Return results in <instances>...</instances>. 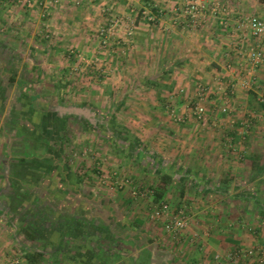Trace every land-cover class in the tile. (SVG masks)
Listing matches in <instances>:
<instances>
[{
	"label": "crops",
	"instance_id": "obj_1",
	"mask_svg": "<svg viewBox=\"0 0 264 264\" xmlns=\"http://www.w3.org/2000/svg\"><path fill=\"white\" fill-rule=\"evenodd\" d=\"M83 1L94 4L99 0ZM131 1L134 0H100L103 12L86 14L84 19H91L92 22L80 29L75 28L76 32L69 34L72 39L66 49L70 55L64 57L66 63L62 64V59L57 56L61 45L53 47V57L48 59L49 52L41 40V27L36 30L29 27L34 12L29 8L23 12L6 11L5 8L11 4L8 0H0V100L8 93L9 99L25 98L28 103L25 109H21L19 102L13 103V116L7 118L6 123L0 120V264L15 254L22 258L23 264H29L25 254H31V258L39 260V264H247L243 259L230 262L226 257L214 261L212 256L215 253L225 256L237 247L249 244L264 248V218H255L250 213L252 207L244 201H238L235 206L236 200L224 197L223 204H220L222 197L213 192L196 197L202 204L207 203L206 198L214 199L205 207L212 208L213 223L220 224L219 227L210 233L208 224H199L193 230L190 221L191 228L189 226L178 237L166 233L159 223L147 217L149 203L155 200V194L135 196L133 189L140 183L133 184V176L113 168L122 163V167L132 165L134 171H139L132 172V175L138 174L141 182L151 179L157 187L159 178L155 172L139 169L116 150L111 161H105L107 166L101 160L94 163L87 161L85 166L82 162L76 164L66 150H71L70 145L67 147L61 137L64 124L60 122L82 113L83 108L66 105L36 108L34 105L35 99L54 96L61 88H58L60 80L65 83L62 66L70 67L67 70L71 74L77 68L88 70L93 65L101 67L107 64L118 68L128 64L140 68L145 60L142 52L145 49H141L140 44H146L152 65L158 62H162V66L171 64L172 70L167 73L169 76L164 82L177 91L172 90L176 97L168 114L184 116V121L177 123L154 119V129L163 133L167 144L176 145L172 156L167 151L165 154L155 152L175 163L177 161L173 158L177 157L178 164L185 160V166L191 167L198 177L211 179L212 182L219 181L227 173L232 178L230 194L252 190L253 184L258 182L256 192L264 198V171L256 180L246 182L250 173L248 160H257L264 168V135L258 141L255 138L257 133L264 132V104L259 102L263 94L258 88V85H264V58L249 72L256 77L252 76L251 80L255 83L248 88L239 86L237 77L225 66L232 63L237 70L241 66L240 71L245 72L239 71L236 75L249 71L242 54L247 40L250 38L253 41V38L245 26L239 28L237 24L245 13L264 17V0H221L227 7L223 8L226 11L224 15L233 27L229 32L223 31L213 12L210 13L211 0H204L206 12L200 18L202 20L196 31L186 28L187 23L179 13L180 7L189 0H146L150 12L156 14L154 24L144 23L143 16L134 11V2ZM49 15L52 19L56 18V13L50 12ZM56 19L61 24L65 16L58 13ZM100 25L106 26L109 31V48L106 50L109 57L106 58L100 56L94 38L84 37L94 36ZM35 33H40L41 39L34 38ZM191 35L196 38L192 40ZM193 43V48L181 59L174 61L168 58L177 48L184 50ZM120 44L129 55L136 53L135 57H126L121 49L124 56L116 53ZM261 47L264 54V42ZM157 51H164L168 60L160 58ZM76 52L87 53L75 61ZM45 55H48L46 59ZM46 65L56 68L59 76L51 80L53 87L48 90L50 95L44 97L42 92L33 89L44 82ZM88 77L91 78V75L84 78L86 86L95 83ZM142 77L145 75L142 74ZM141 80L139 77L135 88L152 91V87L143 85ZM226 83L230 87L224 94L221 89ZM197 84L213 87L203 100L206 118L201 121L196 120L187 107L191 98H195L193 94ZM224 105L228 107L227 112L221 111ZM46 113L51 115V119L46 123L39 121L38 116L43 118ZM88 113V116L93 115ZM246 119L250 120V125L244 128ZM190 162L196 165L190 166ZM92 169H97L99 175H94ZM100 170L109 177L107 183L100 181L99 176L103 174ZM128 177H132L130 183L121 189L111 187L115 181ZM237 178L240 179V186L234 188ZM242 182L245 184L241 185ZM193 194L187 192L181 197L178 188L172 187L165 189L160 197L179 207L185 200L178 202V199H191ZM189 204L191 202H188V207ZM238 208H243L242 211L250 215L238 222L245 220L246 225L251 226L246 230L237 227L240 229H237L238 233L230 235V231L223 227L225 220L218 219ZM193 232L198 234L195 239ZM186 243H190L191 250Z\"/></svg>",
	"mask_w": 264,
	"mask_h": 264
},
{
	"label": "rangeland",
	"instance_id": "obj_2",
	"mask_svg": "<svg viewBox=\"0 0 264 264\" xmlns=\"http://www.w3.org/2000/svg\"><path fill=\"white\" fill-rule=\"evenodd\" d=\"M146 0H134L131 2H134L133 7H134V11H139L141 13V15L143 16V20L145 21L144 23H155L156 20V14L155 13H151L150 12V5H146ZM190 1V0H189ZM200 1H204V0H200ZM43 2V1H42ZM205 2V1H204ZM8 3L11 4L10 6H7L5 9L6 11H18V12H23V11H27L28 8L31 10V12H34L33 14V19L30 20V22H32L31 24H29V27L35 28V30L41 27V34H42V38L40 36V33H35L34 38H39L41 40H43L44 45L47 47V52H49V57L48 55H45V59L48 57V59H50L51 57H53V47H57L60 46V53L59 55H57L59 57V59H62V64H65L66 61L64 59V57H66L69 51H67L66 48H68L69 43L71 42L70 39H72V32H76L75 28H81L82 25L84 24H90V22H92L91 19H87L85 20V16L86 14H90V13H94L99 12L102 13V4H100V0L97 1L96 3L90 4V1H88V3H85V1L83 0H69L66 2L65 1H59L57 4H49L46 2H43L41 4L39 3H33V4H20L14 0H8ZM16 4V5H15ZM45 4V5H44ZM186 4V2L184 3ZM183 4V5H184ZM182 5V6H183ZM206 5V2H205ZM143 6H146L143 7ZM211 8H210V13L213 12V14L215 15V20H219L218 16H223L225 17V13L226 12L223 8L227 7L225 6V4L221 3V0H211ZM214 6H217L214 7ZM27 9V10H26ZM144 11V12H143ZM44 12H48V14H44ZM50 12L52 13H56V18H57V14L61 13L65 16V19H63L61 21H58V19H52L50 17ZM150 12L151 14H153L155 16L154 20L149 21L146 18V13ZM212 14V13H211ZM250 15H254V14H250V13H245L243 15V17L245 16H250ZM99 16V15H98ZM145 16V17H144ZM181 16V15H180ZM50 17V18H49ZM185 22L187 23L186 28H188L189 30H194L196 31L197 26L200 25L199 22H201L202 19L191 21L188 18H185L184 16H181ZM229 20V19H228ZM242 20V19H240ZM56 21V23H55ZM58 21V22H57ZM116 20H114L115 22ZM113 21H110V23H112ZM93 25V24H92ZM148 25V24H147ZM159 25V24H158ZM220 26V25H219ZM55 27H60L62 28L61 31H59V29H56ZM100 28H104L106 29V34L108 35L109 31L107 30V27L104 25H100L97 27V31L95 33L94 36H84L87 38H94L97 42L96 45V49L101 52L100 56H104V58L109 57L106 53V50L109 48V41L108 38L106 36V44L104 46H102V44L100 43V38H99V30ZM221 28V26H220ZM222 29V28H221ZM223 31H225L224 29H222ZM35 32V31H34ZM37 32V31H36ZM73 33V34H74ZM225 34V33H224ZM192 40H194L196 38L195 35H191ZM195 36V37H194ZM28 39H30V37H27ZM82 39V38H81ZM120 39V38H119ZM192 40H190L192 42ZM188 41V42H190ZM114 42H116V40H114ZM253 42H255V39L253 38V41H249L247 40V43L245 46H249L250 44H253ZM264 42V40H263ZM262 42V43H263ZM121 43V42H119ZM159 44V43H157ZM188 44V43H187ZM121 44L119 45V49L116 53H118L119 55H127L126 57H135L134 54L136 53H128L127 49H121ZM141 49L144 48L145 50L142 51L143 52V57H145L144 61H143V66L142 67H131L127 64V66H122V67H114L111 68L109 65L105 64V66H96L93 65L90 69L86 70L85 68H80V69H76L73 70L75 73H70L67 69H69L70 67H64L62 66L61 69L65 70L64 72H62V78L64 79V82H62V80H60V83L58 84V88L61 87L59 90L57 91H61V92H57L54 93V96L48 97L47 99L45 98H39V99H35L34 101V105L36 106V108H40V107H44V108H48V107H52V106H56V105H66V106H76L77 108H83V112L80 114H76L75 116H70V119L68 120H61V124L63 125V129L61 128V137L64 140V142L66 141V146L68 147V145H70L71 150L69 151L67 148V152L68 154H70V156L73 157V160L76 161V164L78 163H83V165L85 166V162H96L98 160L101 161H111V159L113 158V155L116 153V151L112 148L110 142H108L107 140H101V138L98 135L97 129H100V131L105 130L106 125H113V128L115 131L118 130H122L126 133L131 134L132 136H136L137 138H139L140 141H142L143 143H145L147 146H149L151 149L156 150L157 152H161V154H165V152H169V154L174 155L175 152V148L176 145H174L172 143H166V139L163 136L162 132H159L157 130L154 129L153 126V121L155 118H158L159 120H165V122H168V120H171V123H177V121H175L172 117V114H168V109L170 107H172L173 102H175L174 98L176 97V93L173 92L177 91L176 89H171L170 87H168V85L164 82V80H166L168 78V74L165 75L167 76L165 79H161V84L158 85L157 87H152V91H150L149 89H137L135 88L136 85V81L139 80L142 77V74L145 75L144 78H146L147 76H156V77H160L162 78L163 73H164V66H162V62H158L157 64H153L152 65V60L149 59L150 57V50L149 48L146 46V44L141 43L140 44ZM194 43L193 44H189L186 48H184V50H177L173 51L174 53L172 54V57H168V58H172V60H179L182 58L183 54H188L189 50H191V48H193ZM73 48V47H72ZM120 49L124 51V54L122 52H120ZM140 49V50H141ZM188 50V51H187ZM59 52V51H58ZM87 53V52H86ZM85 52H76L74 60L77 61V59L79 57H84L83 55L86 54ZM99 55V53H97ZM107 55V56H106ZM157 55L160 56V58H165L166 54L164 51H157ZM169 56V53L167 54ZM242 56L244 57L245 64L248 65L247 61H249L246 56L244 54H242ZM124 58V57H123ZM142 58V57H141ZM92 59L96 60L95 57H92ZM163 60V59H161ZM166 60L167 57H166ZM97 61V60H96ZM50 63V62H49ZM227 64V63H226ZM232 64V63H231ZM226 69L228 71H230L234 77H248V78H252V76L256 75L251 72H247L245 74H241L245 71L241 70V66L239 67V70H237L236 67H234L235 69H233V65L231 66L232 69L228 68L227 65ZM233 70V71H232ZM56 68L47 66L44 67V82H42L41 84L37 85L35 89L33 90H38L40 93L42 92L44 97H47L48 94L50 95V93L48 92V90H51L53 87V83L51 82V80H53V78H57L56 76H59V73L56 72ZM88 71V74H86ZM241 72L239 73V75H236L237 72ZM4 75H6V73H4ZM88 75H91V78L88 77V79L93 80L92 84H88L87 86L85 85L86 83H84L85 81V77ZM236 75V76H235ZM87 79V80H88ZM254 81V79H253ZM67 82V83H66ZM55 83V82H54ZM255 83V82H254ZM252 83V84H254ZM57 84V82H56ZM55 84V85H56ZM251 84V85H252ZM150 87V86H149ZM201 87H206L207 92L205 93V95L203 96V98L200 100V102L205 106V104L203 103V100L207 97V95L213 91V87L210 84H197L195 87V92L193 94V96H196L198 93V89ZM223 88L221 89L223 92L227 91L228 86L226 83V86H222ZM263 87L264 85H258L259 88V92L261 94H263ZM232 89V87H231ZM11 91V90H10ZM92 91V92H91ZM222 92V93H223ZM10 96L12 95V93L9 94ZM19 100V101H16ZM195 98H191V101L188 103L187 107L190 108L194 105L195 102ZM30 99H28L29 101ZM19 102V106L21 107V109H25L27 108V99L25 98H20L19 97H15V99H13L12 97L9 99L8 98V93L7 95L2 98V100H0V120H3L4 123L7 122V118H11V116H13V111H14V104L13 103H18ZM192 102V103H191ZM85 108V109H84ZM8 111V112H7ZM93 113L92 116H88L89 113ZM164 112L166 113V115L164 114ZM87 115V116H86ZM169 115V116H167ZM25 117H27L25 115ZM39 117V121H43L44 123H46L47 121H49L51 119V115L49 113H46V115L42 118L40 115ZM41 117V119H40ZM170 119H167V118ZM162 122V121H160ZM112 123V124H110ZM105 124V125H104ZM6 128V127H5ZM107 129V126H106ZM104 132V131H103ZM57 133H55L54 135H56ZM102 134V133H101ZM264 135V132H259L255 135L256 141H258L260 138H262ZM69 141V142H68ZM68 142V143H67ZM102 142V143H101ZM250 146V145H249ZM175 150H172V149ZM85 151V152H84ZM230 155V154H229ZM246 154L243 155V157H245ZM174 157V156H173ZM101 158V159H99ZM174 160H176L177 164L179 163L178 158H173ZM188 160V159H187ZM105 162V165L107 166V163ZM183 163L182 166H185L186 162L185 160H182ZM123 164V163H122ZM122 164L117 165L115 168V170L117 169H121V171L123 173L129 174L131 176H133L134 180L133 184L135 183H140L137 184L135 189H143L145 188H155L156 185H154L155 183L150 179L147 181H143L141 182V178L138 177V174L136 175H132V172H139L138 169H136L134 171V166L132 167V165H129L130 167H122ZM190 166H194L196 164L192 165V162L188 163ZM101 165V163H100ZM99 165V166H100ZM97 166V164L95 165ZM186 167V166H185ZM117 168V169H116ZM191 170V167H187ZM127 169V170H125ZM217 170L219 168H216ZM94 175H99L96 171L97 169H92ZM99 170V169H98ZM133 170V171H132ZM212 171V170H211ZM105 173V172H103ZM127 176V175H126ZM151 178V177H150ZM128 179H132V177H128ZM143 180V179H142ZM238 183L240 182V179L237 178ZM96 182V179H95ZM210 182H212V180L210 179ZM237 183V184H238ZM132 184V185H133ZM134 186V185H133ZM189 195V194H187ZM190 196V195H189ZM185 200L184 203L180 206H184L186 207V209H188L189 211V215L190 217H192V229L193 227H195V225H206L208 227V229L210 230V233H212L211 231H214L215 227H219L220 224H214L213 220L215 218H213V215H211V209L212 208H206V204H212V201H214V199H210V198H206L207 203L202 204V202L200 201L199 197H196L193 194V197L191 199H186L185 197L181 200L178 199L179 201ZM191 202L190 207H188V202ZM234 201V200H233ZM232 201V202H233ZM237 200H236V204L237 205ZM175 205V204H174ZM243 208H238L233 211L230 212V214H228L227 212L225 213L226 215L222 216V218L218 219L220 220H225V224L226 226L223 225L224 228H226L227 231H230L229 234L233 235V233H238V231L240 229L246 230L249 228V226L246 225L245 220L238 222L239 219L242 218H249L250 215H248L246 212L242 211ZM206 211L208 212V214H206ZM213 213L215 211H212ZM243 220V219H242ZM218 222V221H217ZM242 223L244 224V226H240L242 225ZM235 224H238L237 226ZM240 224V225H239ZM236 227V228H235ZM239 227V228H237ZM191 228V225H190ZM196 229V228H194ZM193 229V230H194ZM239 229V230H237ZM254 231V229L252 230ZM187 248H190V243H186ZM189 246V247H188ZM239 248V247H237ZM186 250V249H185ZM193 254V253H192ZM241 260V259H239ZM238 260V261H239ZM222 262V261H221ZM213 263V262H211ZM203 264H209L207 262L203 263Z\"/></svg>",
	"mask_w": 264,
	"mask_h": 264
},
{
	"label": "built area",
	"instance_id": "obj_3",
	"mask_svg": "<svg viewBox=\"0 0 264 264\" xmlns=\"http://www.w3.org/2000/svg\"><path fill=\"white\" fill-rule=\"evenodd\" d=\"M22 5L24 4H33V3H43L46 2L49 4H57L59 1L63 0H14ZM43 1V2H42ZM44 4V5H45ZM217 8V6H214ZM206 12V5L204 1L200 0H190L186 2L183 6L180 7V15L188 18L191 21L199 20ZM44 14H48V12H44ZM146 18L151 21L155 19V16L150 12L146 13ZM240 23L237 26L240 28L241 26H245L248 31L250 37L255 39L253 44L246 46L244 49L243 54L249 60L247 63L249 64V71L253 70L256 66L262 63L264 54L262 51L261 44L264 40V17L258 15H250L245 16L242 20L239 21ZM218 24L221 26L222 29L225 31H231L233 28L226 17H219ZM106 29L100 28L99 30V38L100 43L102 46L106 44ZM245 35L243 36V38ZM232 64L228 63L227 67L232 69ZM233 69H235L233 67ZM233 71V70H232ZM239 75V74H238ZM237 83L239 86L243 88H248L253 82L248 77H237ZM233 88V87H232ZM206 87H201L198 89V93L195 96V102L192 107L189 108L190 113L192 116L198 120H204L206 118V108L200 102L203 98L205 93L207 92ZM263 95L259 98V102L264 104V88H263ZM224 94L227 92L224 91ZM222 112H227L228 107L222 106ZM171 115V114H170ZM172 117L177 122H183L184 116L182 114H172ZM250 125V120L246 119L244 122V128ZM85 152V151H84ZM101 171V170H100ZM102 172V171H101ZM103 173V172H102ZM114 173V172H113ZM115 174V173H114ZM100 181L102 183H107L109 181V177L103 173L99 176ZM115 184L111 187L115 189H121L126 183H130L128 178L119 179L114 182ZM133 194L135 196L145 197L148 195L154 194L153 188H144V189H133ZM147 217L154 223H159L162 229L172 235L173 237H178L184 230L188 229L190 226V215L188 209L184 206L174 207L172 206L165 198L159 197L158 199L149 203ZM193 239H195L198 234L197 232L192 233ZM214 261H219L221 257H226L227 260L230 262L238 261L239 259H243L245 263H252L255 264H264V248L262 245L258 244H249L243 248H237L232 250L230 253L228 252L225 256H222L220 253H215L213 256ZM2 264H23V260L18 255H12L8 257Z\"/></svg>",
	"mask_w": 264,
	"mask_h": 264
},
{
	"label": "trees",
	"instance_id": "obj_4",
	"mask_svg": "<svg viewBox=\"0 0 264 264\" xmlns=\"http://www.w3.org/2000/svg\"><path fill=\"white\" fill-rule=\"evenodd\" d=\"M171 70V64H168L164 66L162 78L161 76L151 78L146 77L142 78L141 83L146 86L157 87L161 84V79H165L167 77L165 75ZM106 126H104V132L97 129L98 135L101 139L110 142L114 150L127 157L139 169L147 172H155L158 175L159 183L154 189L155 200L161 196V193L165 189L172 187L178 188L181 197L187 192H193L195 193V196L206 194L207 192H213L222 197L220 204H223L224 197H230L232 200L248 203L252 207L250 213L258 220H263L264 198L260 196L259 192H256L258 182L253 184L252 190L230 194V183L232 182V178H230L227 173H225L219 181L210 182V180L206 178L198 177L196 173L189 168L177 164L165 157L159 156L155 150L140 141L136 136H132L121 129L115 131L113 125ZM246 163L250 170L246 182L256 180L261 175V171H264L263 166L257 160H248ZM243 184L245 183L242 182L241 185ZM233 186L234 188H238L240 185L239 183H235ZM25 255L29 264H39V260L32 259L31 254Z\"/></svg>",
	"mask_w": 264,
	"mask_h": 264
}]
</instances>
